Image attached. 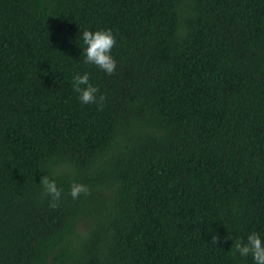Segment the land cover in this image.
<instances>
[{"label":"trees","instance_id":"16d2710c","mask_svg":"<svg viewBox=\"0 0 264 264\" xmlns=\"http://www.w3.org/2000/svg\"><path fill=\"white\" fill-rule=\"evenodd\" d=\"M84 28L113 30L112 75L83 63ZM253 230L264 0H0V264H254L230 249Z\"/></svg>","mask_w":264,"mask_h":264},{"label":"clouds","instance_id":"9594fccd","mask_svg":"<svg viewBox=\"0 0 264 264\" xmlns=\"http://www.w3.org/2000/svg\"><path fill=\"white\" fill-rule=\"evenodd\" d=\"M78 41V43H77ZM75 43L79 46L82 53L83 63L94 65L106 75H112L117 67L116 58L112 49L116 44V37L110 28L90 29L84 28L78 30ZM90 73L87 71H77L72 75V87L78 94L77 99L82 105L96 103L101 105L105 99L104 95L99 92L98 86L90 80ZM45 193L51 197L52 207H56L62 198V189L57 186L55 179L49 178L48 175L41 177L39 182ZM89 193L88 185L73 181L70 185L69 194L75 200L81 194ZM227 239H232L228 233ZM230 249L235 256L246 258L251 256L254 264H264V236L258 231H250L244 240L234 239Z\"/></svg>","mask_w":264,"mask_h":264}]
</instances>
